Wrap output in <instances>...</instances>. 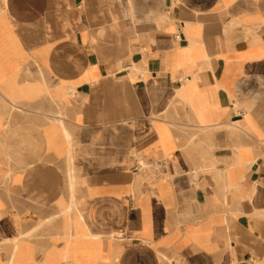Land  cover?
<instances>
[{
  "label": "crops",
  "instance_id": "crops-1",
  "mask_svg": "<svg viewBox=\"0 0 264 264\" xmlns=\"http://www.w3.org/2000/svg\"><path fill=\"white\" fill-rule=\"evenodd\" d=\"M77 263L264 264V0H0V264Z\"/></svg>",
  "mask_w": 264,
  "mask_h": 264
},
{
  "label": "bare ground",
  "instance_id": "bare-ground-1",
  "mask_svg": "<svg viewBox=\"0 0 264 264\" xmlns=\"http://www.w3.org/2000/svg\"><path fill=\"white\" fill-rule=\"evenodd\" d=\"M249 170H250V169H249ZM70 204H71V203H70ZM66 213H67V214L70 213V207H69V210H68ZM66 213H64V214H66ZM73 215H74V214H73ZM76 216H77V215H76ZM76 216H75V217H76ZM72 220H73V219H72ZM78 223H79V222H78ZM78 223H77V224H78ZM80 223H81V222H80ZM73 226H74V225H73ZM76 226H77V225H76ZM51 227H52V226H51ZM74 227H75V226H74ZM40 229H41V228H40ZM78 229H79V228H78ZM83 229H84V228H83ZM83 229H82V230H83ZM41 231H42V230H41ZM75 233H76V231H75ZM89 234H90V233H89ZM40 235H41V234H40ZM48 235H49V234H48ZM66 235H67V234H66ZM51 236H53V235H51ZM67 236H68V235H67ZM78 236H79V235H78ZM80 236H81V235H80ZM70 237H71V236H70ZM88 238H89V237H88ZM42 242H43V241H42ZM42 254H43V253H42ZM26 261H27V260H26ZM77 264H78V263H77Z\"/></svg>",
  "mask_w": 264,
  "mask_h": 264
}]
</instances>
